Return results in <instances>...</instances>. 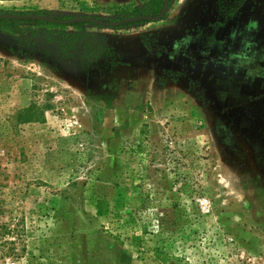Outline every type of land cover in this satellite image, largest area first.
I'll return each instance as SVG.
<instances>
[{
	"label": "rangeland",
	"instance_id": "obj_1",
	"mask_svg": "<svg viewBox=\"0 0 264 264\" xmlns=\"http://www.w3.org/2000/svg\"><path fill=\"white\" fill-rule=\"evenodd\" d=\"M147 1L0 10L111 23ZM197 1L0 33V264H264V100L214 97L163 59Z\"/></svg>",
	"mask_w": 264,
	"mask_h": 264
},
{
	"label": "flooded vegetation",
	"instance_id": "obj_2",
	"mask_svg": "<svg viewBox=\"0 0 264 264\" xmlns=\"http://www.w3.org/2000/svg\"><path fill=\"white\" fill-rule=\"evenodd\" d=\"M163 57L207 84L214 97L264 100V1L198 0L186 27L169 37Z\"/></svg>",
	"mask_w": 264,
	"mask_h": 264
},
{
	"label": "trees",
	"instance_id": "obj_3",
	"mask_svg": "<svg viewBox=\"0 0 264 264\" xmlns=\"http://www.w3.org/2000/svg\"><path fill=\"white\" fill-rule=\"evenodd\" d=\"M0 1H18V0H0ZM162 1L163 0H150L149 2L136 7L129 16H157L161 10ZM0 14L19 15L21 13L0 10ZM25 14H29V13H25ZM36 15H44V14L38 12L36 13ZM56 19L57 20H69V19H72V17H59ZM22 23H29V24H35V25H46V26L54 27L58 29H65V28L71 27L76 30L81 29L85 25H91V23H86V22H78V23H73L69 25H59V24L44 23L38 20L15 21V20H8V19H0V33L8 35V36H15L17 34L18 24H22ZM138 23H143V21H140ZM67 37H72V35H69ZM36 115L37 114L34 110V107H29L21 112V117L19 118V120L24 123L35 122L37 121Z\"/></svg>",
	"mask_w": 264,
	"mask_h": 264
},
{
	"label": "water",
	"instance_id": "obj_4",
	"mask_svg": "<svg viewBox=\"0 0 264 264\" xmlns=\"http://www.w3.org/2000/svg\"><path fill=\"white\" fill-rule=\"evenodd\" d=\"M168 5H169V0H163L161 10H160L159 14L155 17H153V16H136V17L127 18V19H123L120 21H116V22H111V23H106V22H103L101 20H97L95 18H88V17L72 18L69 20H56V19H52V18H48L45 16L36 15V14H19V15L0 14V19H8V20H15V21L38 20V21H41L44 23L59 24V25H69V24L78 23V22H88V23L98 25L101 27L118 28V27H121V26H124L127 24L139 22V21H147V22L161 21L163 16L167 12Z\"/></svg>",
	"mask_w": 264,
	"mask_h": 264
},
{
	"label": "crops",
	"instance_id": "obj_5",
	"mask_svg": "<svg viewBox=\"0 0 264 264\" xmlns=\"http://www.w3.org/2000/svg\"><path fill=\"white\" fill-rule=\"evenodd\" d=\"M8 2H11V1H0V4L6 5V4H8Z\"/></svg>",
	"mask_w": 264,
	"mask_h": 264
}]
</instances>
